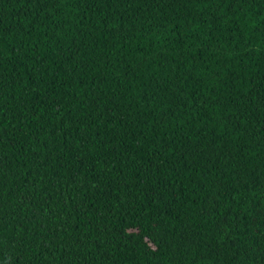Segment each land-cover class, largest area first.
Returning <instances> with one entry per match:
<instances>
[{
	"label": "trees",
	"instance_id": "1",
	"mask_svg": "<svg viewBox=\"0 0 264 264\" xmlns=\"http://www.w3.org/2000/svg\"><path fill=\"white\" fill-rule=\"evenodd\" d=\"M0 264H264V0H0Z\"/></svg>",
	"mask_w": 264,
	"mask_h": 264
}]
</instances>
